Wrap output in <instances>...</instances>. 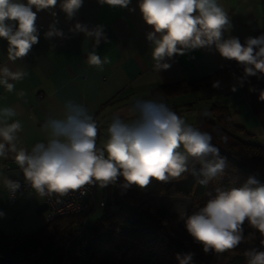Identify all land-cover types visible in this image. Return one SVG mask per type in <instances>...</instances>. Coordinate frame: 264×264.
Masks as SVG:
<instances>
[{
  "label": "clouds",
  "instance_id": "clouds-1",
  "mask_svg": "<svg viewBox=\"0 0 264 264\" xmlns=\"http://www.w3.org/2000/svg\"><path fill=\"white\" fill-rule=\"evenodd\" d=\"M98 2L127 8L131 0ZM56 5L57 0H0V38L8 42L9 61L22 59L39 42L37 12ZM82 5L83 0H62L59 6L71 19ZM138 6L144 21L154 29L147 39L153 46L156 71L170 68L165 61L174 55L214 46L221 57L236 61L245 77L264 75V33L247 37L243 44L237 37L225 38L224 33L232 27L231 17L219 0H139ZM70 31L84 33L97 45L106 39L102 25L89 29L76 23ZM53 36L64 37L55 23L45 33L46 38ZM86 62L102 68L109 61L93 51ZM25 75L22 70L0 66V85L11 93L15 84L10 81H22ZM219 86V81L212 84L213 88ZM232 91H236L234 86ZM18 95L26 93L21 90ZM260 99L264 100V92ZM17 116L13 107H0V158L11 155L39 197H63L93 184L103 188L116 184L120 177L123 188L135 185L143 189L153 180H179L185 173L197 176V184L207 187L225 174L226 158L212 143V135L188 124L161 98L135 99L126 116L114 114L102 147L97 145L96 120L78 103L68 101L59 114L48 115L41 126L47 139L35 143L30 151L19 146L24 127ZM4 184L13 194L20 187L8 178ZM209 196L206 204L184 221L188 234L202 245L204 253L237 248L245 240V223L264 238V185L254 176L242 187L215 186ZM194 255L177 254L179 264H192ZM244 255L246 264H264V250L251 248Z\"/></svg>",
  "mask_w": 264,
  "mask_h": 264
},
{
  "label": "crops",
  "instance_id": "crops-1",
  "mask_svg": "<svg viewBox=\"0 0 264 264\" xmlns=\"http://www.w3.org/2000/svg\"><path fill=\"white\" fill-rule=\"evenodd\" d=\"M20 2L27 3V0ZM61 2L57 0L56 7L51 10L37 12L35 23L39 42L22 59L9 61L8 42L0 38V66L7 65L13 71L26 73L22 81H10L15 84L11 93L0 85V107L10 106L17 111L16 119L21 120L24 127L19 146L29 151L35 143L46 141L41 127L46 117L59 114L68 101L83 105L93 116L101 144V139L107 140V126L112 116L116 113L126 116L128 106L135 99L160 98L158 87L197 79L224 63L213 46L174 55L165 61L170 68L156 71L151 55L153 46L147 39V34L154 29L144 21L139 0H131L127 8L83 0L82 7L71 19L61 10ZM219 3L231 17L232 27L224 33L225 38L237 37L241 41L264 31V0H219ZM53 23L63 31V38L45 37ZM76 23L87 25L89 29L102 25L106 39H101L97 45L84 33L70 31ZM93 51L102 59L107 57L109 62L102 68L88 65V53ZM233 86L236 91H232ZM21 90L26 93L23 97L18 95ZM261 92H264V80L257 76L245 77L242 69L220 82L218 88L210 86L163 100L178 115L183 110L197 108L210 118L213 105L225 106L232 114V121L251 133L258 145L264 146ZM198 118L193 120L194 125ZM21 175L11 155L0 158V230L6 234L26 228L35 230L42 225V217L35 213H43V200L32 188L14 202L9 201L4 179ZM136 189L141 190L138 186ZM184 197L190 202V197ZM25 207L34 223H24L26 214L22 210ZM189 212L191 214V208ZM175 215L181 217L180 213ZM16 217L22 221L18 222Z\"/></svg>",
  "mask_w": 264,
  "mask_h": 264
},
{
  "label": "trees",
  "instance_id": "trees-1",
  "mask_svg": "<svg viewBox=\"0 0 264 264\" xmlns=\"http://www.w3.org/2000/svg\"><path fill=\"white\" fill-rule=\"evenodd\" d=\"M262 33L264 31L253 37ZM223 60V65L208 75L158 87L159 97L168 99L206 89L213 82H222L242 70L236 61ZM260 78L264 80V75ZM210 115V118L199 117L194 127L212 135V143L226 158L225 169L242 171L264 185V146L258 145L251 133L232 121V114L225 106L213 105ZM199 168L197 164V171ZM197 178L185 173L179 180L155 181L148 193L123 188V182L119 180L116 184H109L103 187V213L90 229L86 228L85 221L76 224L77 221L82 222L87 214H77L57 217L31 232L6 234L0 230V264H179L177 254L190 252L188 247L203 251L202 245L181 232L177 215L153 205L147 209L143 207L150 195L174 194L190 197L193 213L206 204L215 186L239 187L238 180L232 177L217 179L207 187L198 185ZM118 214H121L120 221ZM63 220L67 221V226L59 231L58 223ZM147 229L154 232V240L146 245L138 242L126 245L116 239L119 231ZM262 245L260 243L259 249ZM100 246H111L120 253L117 257L96 260L95 250ZM219 254L225 255L224 252Z\"/></svg>",
  "mask_w": 264,
  "mask_h": 264
},
{
  "label": "rangeland",
  "instance_id": "rangeland-1",
  "mask_svg": "<svg viewBox=\"0 0 264 264\" xmlns=\"http://www.w3.org/2000/svg\"><path fill=\"white\" fill-rule=\"evenodd\" d=\"M189 100V99H187ZM172 109V108H171ZM174 110V109H173ZM176 111V110H174ZM181 113V112H180ZM180 117L184 118L186 122L193 127L194 125V119L198 118L199 116L207 117V113L202 110L193 109V110H183L182 114L179 115ZM209 118V117H207ZM106 142V140L101 139V144L103 145ZM225 174L223 178H229L232 177L235 180H238V186L242 187L246 181L248 180L249 176L245 174L242 171H236L233 172L229 169L224 170ZM119 181L123 182V177H120L118 179ZM155 180H153L146 188H141L143 192H150L154 186ZM137 186L133 185L130 188L136 189ZM252 187H257L256 185H252ZM89 209L87 211V216L85 218V226L87 229H90L94 226L95 222L98 218L102 215L103 211V188L99 187L97 184L95 187V190L93 191L92 195H89ZM186 198L181 195H174V194H156V195H150L149 200L145 202V205L143 208L147 209L149 205H154L157 209L167 211L171 214L180 213L181 217L179 216V219H181L178 223V227L181 230V232L184 235H189L186 228H185V218L188 215H191L189 210V206L191 203L186 202ZM152 203V204H150ZM40 204V203H39ZM26 214V220L24 223H34V220H30V216L28 213V209L25 207L22 210ZM35 215H38L39 217H42V225L45 224V218L44 213H38L36 212ZM118 221H120L121 214H118ZM35 217V216H33ZM32 217V218H33ZM18 219V222H21L22 220L19 217H16L15 220ZM41 225V226H42ZM67 226V221L63 220L58 223V229L59 231L63 230ZM40 225L36 228H39ZM34 229L26 228L24 231H15V233L18 232H31ZM36 230V229H35ZM244 236L245 240L240 244L241 247L232 249L230 251L224 252L225 255H221L218 253L212 254V253H204L200 250H193L195 248L188 247L190 249L189 251L193 250L195 254V258H193L192 264H246V257L244 255L245 251L256 248L259 249L261 240L264 239L260 236V234L250 228L247 223L244 225ZM117 241L124 243L126 245L130 244L131 242H138L140 244L146 245L151 243L154 240V232L151 229L143 230V231H119L116 236ZM118 253L113 247L111 246H100L98 249L95 250V259L96 260H102L106 258H112L117 257Z\"/></svg>",
  "mask_w": 264,
  "mask_h": 264
},
{
  "label": "built area",
  "instance_id": "built-area-1",
  "mask_svg": "<svg viewBox=\"0 0 264 264\" xmlns=\"http://www.w3.org/2000/svg\"><path fill=\"white\" fill-rule=\"evenodd\" d=\"M97 145L101 146L98 140V136ZM8 179L17 181L20 184L19 189L14 194L6 188L7 196L11 203L26 191L31 189V186L26 182L23 173L21 176L10 177ZM96 185L97 184L86 185L84 188L74 192H69L66 196L63 197H42L45 222H49L61 216L87 214V211L89 209V200L87 197L89 195H92ZM85 218L82 222L77 221L76 224L79 225L83 223L85 221ZM259 250H264V245H262Z\"/></svg>",
  "mask_w": 264,
  "mask_h": 264
}]
</instances>
